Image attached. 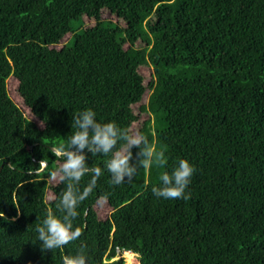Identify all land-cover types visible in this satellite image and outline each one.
I'll list each match as a JSON object with an SVG mask.
<instances>
[{
    "label": "trees",
    "instance_id": "obj_1",
    "mask_svg": "<svg viewBox=\"0 0 264 264\" xmlns=\"http://www.w3.org/2000/svg\"><path fill=\"white\" fill-rule=\"evenodd\" d=\"M89 106L129 128L147 113L139 132L167 165L120 185L104 170L80 205L81 235L42 250L34 226L64 187L49 180L62 160L49 145ZM179 158L195 165L190 198L155 197ZM0 209V264H64L81 248L89 264H124L119 250L133 264H264V0H0Z\"/></svg>",
    "mask_w": 264,
    "mask_h": 264
},
{
    "label": "clouds",
    "instance_id": "obj_2",
    "mask_svg": "<svg viewBox=\"0 0 264 264\" xmlns=\"http://www.w3.org/2000/svg\"><path fill=\"white\" fill-rule=\"evenodd\" d=\"M71 115V134L64 143L49 145L54 156L62 157L50 170L49 179L63 183L64 187L56 200V211H47L34 226L35 239L42 250L61 248L81 235V228L74 223L80 215V205L96 188L104 170L110 173L111 185H120L134 178L140 168L161 169L167 165L165 152L157 150L144 133L122 127L114 120L99 119L91 106ZM97 155L107 157L103 169L91 164V158ZM194 172L195 165L188 158H179L169 170L159 172V183L152 185L151 192L157 198L188 200L190 192L186 189ZM28 173L33 174L32 170ZM85 175L89 178L81 185ZM0 217H5L2 209ZM64 264H89V257L81 248L67 257Z\"/></svg>",
    "mask_w": 264,
    "mask_h": 264
},
{
    "label": "rangeland",
    "instance_id": "obj_3",
    "mask_svg": "<svg viewBox=\"0 0 264 264\" xmlns=\"http://www.w3.org/2000/svg\"><path fill=\"white\" fill-rule=\"evenodd\" d=\"M102 17L103 18H107V19H113V20H117V16L113 13H111L109 10H103L102 11ZM85 20V26H90L93 25L95 23V20L93 18H86L84 17ZM70 38V35H67L64 40L58 44L57 47L62 46V44H64L65 42H67ZM142 44L141 42H139V45ZM140 72L144 75L145 77V82H148V80L151 78V74L153 73V67L151 65H144L140 68ZM8 88H9V92L10 94L13 96V98H15L16 102L22 105V100L21 98L18 96L17 93V80L14 77H11L8 81ZM150 91L145 93V96L142 100V102H147L148 97H149ZM25 113L27 116L31 117V113L29 109L24 108ZM134 110L136 113H139L140 111V106L139 105H135L134 106ZM147 118V113H142L140 118L133 123L131 129L138 131L140 130V127L142 126V123L144 121V119ZM50 180V179H49ZM51 184L56 183V180H50ZM98 212L101 214V217H105L108 214V206L104 201H100L99 202V207H98ZM137 255L130 253V252H123L122 255L118 254L116 257L113 258L114 259H120L122 258L124 261V264H133L136 263L137 261Z\"/></svg>",
    "mask_w": 264,
    "mask_h": 264
},
{
    "label": "water",
    "instance_id": "obj_4",
    "mask_svg": "<svg viewBox=\"0 0 264 264\" xmlns=\"http://www.w3.org/2000/svg\"><path fill=\"white\" fill-rule=\"evenodd\" d=\"M118 253H119L120 255H122L123 251H122V250H119Z\"/></svg>",
    "mask_w": 264,
    "mask_h": 264
}]
</instances>
